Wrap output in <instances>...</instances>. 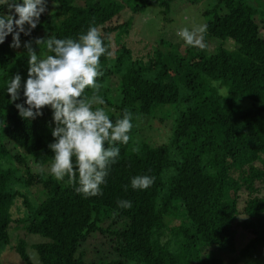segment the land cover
<instances>
[{
  "label": "trees",
  "instance_id": "16d2710c",
  "mask_svg": "<svg viewBox=\"0 0 264 264\" xmlns=\"http://www.w3.org/2000/svg\"><path fill=\"white\" fill-rule=\"evenodd\" d=\"M120 1L46 0L36 28L20 34V48L10 47L11 34L0 44V252L12 250L22 264H264L257 253L264 245V37L256 20L264 11L246 0H207L198 26L207 25V45L218 41L213 48L163 34L134 54L124 42L130 20H119ZM125 1L132 13L157 4L159 16L171 22L175 0ZM0 13L9 14L7 7ZM93 23L112 53L101 56L98 78L110 119L127 109L139 121L172 125L167 142L151 145L138 140L134 118L130 141L116 144L120 154L102 195L84 198L47 169L51 109L21 118L15 103L23 95L10 102L5 82L15 74L27 78L25 41L75 38ZM164 105L176 110L173 118ZM136 175L153 176L154 183L133 190ZM118 199L132 207L118 209ZM19 230L40 240L29 244ZM96 234L105 241L90 248ZM88 253L93 257L86 261Z\"/></svg>",
  "mask_w": 264,
  "mask_h": 264
},
{
  "label": "clouds",
  "instance_id": "9594fccd",
  "mask_svg": "<svg viewBox=\"0 0 264 264\" xmlns=\"http://www.w3.org/2000/svg\"><path fill=\"white\" fill-rule=\"evenodd\" d=\"M9 14L0 13V44L11 34L10 47L20 48V34H31L46 11V0H0ZM25 25L28 26L27 30ZM207 25L183 27L176 36L186 46L204 50ZM33 44L44 51L38 54ZM28 61L27 78L22 81L15 74L6 83L10 102L23 95V103H15L21 118L35 119L42 109L52 111L55 125L51 130L53 142L48 144L52 154L49 172L58 181H65L84 198L102 195L101 185L109 174L111 165L120 154L117 143L127 144L131 136L134 117L125 109L121 117L110 119L103 105L105 100L99 94L98 78L103 76L100 58L111 56L104 43L101 29L89 25L86 31L75 38L48 36L23 43ZM91 90V95L86 94ZM155 178L150 175H136L131 178L133 190H146ZM125 191L128 186L125 185ZM118 209L132 207L131 201L118 199Z\"/></svg>",
  "mask_w": 264,
  "mask_h": 264
},
{
  "label": "rangeland",
  "instance_id": "374dc122",
  "mask_svg": "<svg viewBox=\"0 0 264 264\" xmlns=\"http://www.w3.org/2000/svg\"><path fill=\"white\" fill-rule=\"evenodd\" d=\"M246 1L252 3L255 6H258L260 12L264 11V0ZM120 2L123 4V6L120 11L119 20H130L129 34L127 35V37L124 38V42L126 43L127 47H129L133 51L134 54L146 52L147 48H145V46L150 47L152 44L155 43L156 39H158V37L163 34L168 36L175 35L176 38L171 39H173V42L179 44L180 42H182V40L176 36L177 31L175 32V34L172 33L175 30H179L183 27L192 28L193 26H198L199 24H201L204 21L201 11L205 7H207V4H209L206 3L207 0H201L197 4H188L185 3L183 0H175V2H173L170 7L171 11L169 17L171 18V22L167 23V21L163 20L162 15L159 16L157 4L149 5L143 11L132 13L130 11L132 6L130 2H124V0ZM256 20L260 27V35L264 37V13H259V15L256 16ZM217 43L218 41L216 39L209 40L208 46L209 48H213ZM224 45L230 49L233 48V44L229 41L224 43ZM112 47L113 49L116 48L115 42H112ZM114 81L115 79L112 80L111 87L114 84ZM112 89V100L118 103L119 91L116 90V85ZM180 93H183V89H180ZM161 108H163V110L170 114V117L173 118L172 116L176 110L171 109L168 105H164ZM146 119L147 118L144 117L143 122L139 121L141 119H138L139 126L141 128V131L139 129V133H137L138 140H145L151 145L167 142L168 138L170 137L169 128H171L172 125L171 120L158 125H154L150 123L151 117H149L150 121L148 123L146 122ZM47 169L49 170V168ZM17 233H19L20 237H23L24 235L29 244L40 240L39 236L31 235V237L25 235L24 231L22 230H19ZM243 239H246L245 235ZM243 239L242 241L245 242V240ZM104 241L105 240L101 238L100 234H96L89 240L88 245L90 248H92L93 246L101 247ZM28 252L32 256V258L36 260L34 252L31 249H29ZM257 253L259 256H261V258L264 259V245H259L257 247ZM91 257H93V254L88 253L86 254L84 259L87 261V259H90ZM0 264L22 263L20 262L18 256L12 250H8L6 252L4 251L3 253L0 252Z\"/></svg>",
  "mask_w": 264,
  "mask_h": 264
}]
</instances>
